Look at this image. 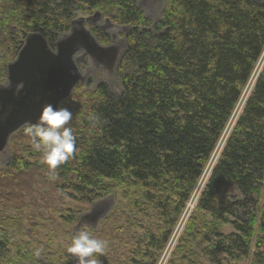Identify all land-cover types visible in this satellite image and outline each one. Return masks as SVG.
Returning <instances> with one entry per match:
<instances>
[{
	"label": "trees",
	"instance_id": "1",
	"mask_svg": "<svg viewBox=\"0 0 264 264\" xmlns=\"http://www.w3.org/2000/svg\"><path fill=\"white\" fill-rule=\"evenodd\" d=\"M165 1L163 14L152 21L139 0H0V84L6 83L7 66L28 33H42L54 48L71 31L79 12L94 10L125 28L126 48L116 64L121 92L113 94L101 83L94 93L82 96L89 98L88 112L72 127L76 151L59 170L67 174L66 181L69 174L76 176L69 183L73 187H95L103 194L114 188L144 206H161L164 198L154 194H164L175 214L169 235L262 56L264 0ZM93 29L109 39L103 30ZM78 88L60 106L81 97L80 91L75 93ZM92 114L99 116V123L90 121ZM24 135L21 129L12 137L19 141ZM17 159L0 170V179L25 168ZM2 187L0 264H13L6 236L13 205ZM263 191L264 66L212 169L188 238L195 234L199 214L206 213L235 230L224 236L213 228V234L224 238L217 243L219 252L240 259L254 249L253 264H264ZM166 241L156 244V252L144 254L142 262L155 264ZM69 258L71 263L74 259Z\"/></svg>",
	"mask_w": 264,
	"mask_h": 264
},
{
	"label": "rangeland",
	"instance_id": "2",
	"mask_svg": "<svg viewBox=\"0 0 264 264\" xmlns=\"http://www.w3.org/2000/svg\"><path fill=\"white\" fill-rule=\"evenodd\" d=\"M165 4V0H139V6L144 15L152 21L161 17ZM93 12L87 14L81 11L77 18L93 16L96 11ZM100 16L96 17L92 23L87 22L86 27L92 34L94 33L101 45H116L122 54L126 48V29L113 24L110 18ZM94 27L107 33L109 39L101 38L99 33L94 32ZM3 52L4 50H1L0 55ZM83 55V52H80L76 56L85 77L84 82L77 84L79 88L75 92L80 91L81 97H76L65 105L73 113V118L67 125L71 128L74 124H79L87 115L88 110L85 104L88 103L89 98L86 101L82 96L94 93L101 83H105L113 94L121 92L117 76L118 66L109 70L106 65L97 64ZM263 66L264 51L202 177L169 235L170 222L175 214L174 207H169L170 203L165 201L164 194H154L156 199L164 198L161 206H144L137 204L133 195L127 199L121 193L116 194L114 188L108 192L112 193L103 194L105 191L98 193L95 187L80 188L79 184L73 187L69 183L70 181L75 183L76 176L69 174L70 180L66 181L67 174L61 172L59 168L55 173L50 172L42 163L41 154L33 149L26 135L19 141L14 140L16 135L11 137L9 145L0 154V170L5 169L7 164L13 163L14 157L15 161H18V157L25 164L21 172L11 178L0 179V184L3 186L1 192L9 195L13 205L8 204L10 221L7 223L6 233L9 247L11 246L10 256H13V264L77 263L76 257L67 252V247L75 231L85 228L93 236L108 241L105 255L99 257L101 264H149L151 260L142 262V257L145 256L144 254L155 251L156 244L163 238L167 241L155 264H170L176 250L180 247L184 249L179 251L175 264H253L254 249L248 256L240 259H234L219 252L217 243L224 238L213 234V228L222 235L228 236L235 233L231 224L218 222L215 218L203 213V216L199 214L197 217L195 234L189 235V238L187 228L199 211L198 199L243 111L248 96L253 91ZM21 133L23 132L19 134ZM51 175H56L54 181L50 179ZM228 194L235 196L233 191ZM260 199L264 201V191ZM201 219L205 223H202ZM186 240L187 243H185ZM37 251L38 256L35 254ZM69 256L74 259L71 263Z\"/></svg>",
	"mask_w": 264,
	"mask_h": 264
},
{
	"label": "water",
	"instance_id": "3",
	"mask_svg": "<svg viewBox=\"0 0 264 264\" xmlns=\"http://www.w3.org/2000/svg\"><path fill=\"white\" fill-rule=\"evenodd\" d=\"M100 15L74 20L71 31L54 48L40 32L26 35L16 59L7 66L6 83L0 84V154L25 121L37 120L44 104L61 105L84 82L78 53L109 70L116 66L121 54L118 47L101 45L86 27Z\"/></svg>",
	"mask_w": 264,
	"mask_h": 264
},
{
	"label": "clouds",
	"instance_id": "4",
	"mask_svg": "<svg viewBox=\"0 0 264 264\" xmlns=\"http://www.w3.org/2000/svg\"><path fill=\"white\" fill-rule=\"evenodd\" d=\"M22 88L21 83L20 89ZM72 118L73 113L69 108L60 105L54 107L51 103H46L35 122L25 121L22 125L33 149L41 153L42 163L52 173L72 158L76 151L77 138L72 128L67 126ZM89 119L94 125L100 121L95 114L90 115ZM50 179L54 181L56 175H51ZM107 247L108 241L93 236L85 228L75 231L67 252L76 257L78 264H101L99 257L104 255ZM35 254L38 256L39 252Z\"/></svg>",
	"mask_w": 264,
	"mask_h": 264
},
{
	"label": "bare ground",
	"instance_id": "5",
	"mask_svg": "<svg viewBox=\"0 0 264 264\" xmlns=\"http://www.w3.org/2000/svg\"><path fill=\"white\" fill-rule=\"evenodd\" d=\"M262 72V71H261ZM198 199V198H197ZM199 200V199H198ZM186 214V213H185ZM171 250V249H170ZM167 255V254H166ZM170 256V255H169ZM165 258H167L166 256H164ZM162 264V263H161Z\"/></svg>",
	"mask_w": 264,
	"mask_h": 264
}]
</instances>
